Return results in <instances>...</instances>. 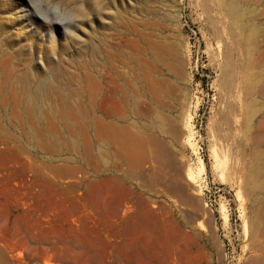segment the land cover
<instances>
[{
  "label": "rangeland",
  "instance_id": "1",
  "mask_svg": "<svg viewBox=\"0 0 264 264\" xmlns=\"http://www.w3.org/2000/svg\"><path fill=\"white\" fill-rule=\"evenodd\" d=\"M227 1L0 0V264H264V0Z\"/></svg>",
  "mask_w": 264,
  "mask_h": 264
},
{
  "label": "crops",
  "instance_id": "2",
  "mask_svg": "<svg viewBox=\"0 0 264 264\" xmlns=\"http://www.w3.org/2000/svg\"><path fill=\"white\" fill-rule=\"evenodd\" d=\"M116 181L121 185V187L124 189L123 195L117 199V210L118 213L119 211L127 204L130 202L131 199V185L126 182L124 176L116 174Z\"/></svg>",
  "mask_w": 264,
  "mask_h": 264
},
{
  "label": "bare ground",
  "instance_id": "3",
  "mask_svg": "<svg viewBox=\"0 0 264 264\" xmlns=\"http://www.w3.org/2000/svg\"><path fill=\"white\" fill-rule=\"evenodd\" d=\"M244 2V1H243ZM242 2V3H243ZM245 3V2H244ZM226 6L228 8V11L231 15L236 16L240 20H242L245 16V11L239 6V0H228L226 2ZM246 17V16H245ZM107 56V55H106ZM120 59V58H119ZM123 60V59H122ZM99 63V62H98ZM110 67V66H109ZM105 70V69H102ZM118 70V69H117ZM101 73V72H100ZM109 76V75H108ZM110 77V76H109ZM112 77V76H111ZM9 79V78H8ZM88 79V78H87ZM86 79V80H87ZM98 80V79H97ZM107 80V79H106ZM110 80V79H109ZM113 80V79H112ZM4 83V82H3ZM12 83V82H11ZM98 84V83H97ZM113 84V82H112ZM111 84V85H112ZM110 85V86H111ZM69 86V85H68ZM115 86V85H114ZM15 92V91H14ZM98 92V91H97ZM83 93V92H82ZM5 95V94H4ZM58 96V95H57ZM95 96V95H94ZM54 97V96H53ZM75 98V97H74ZM6 99V98H5ZM45 99V98H44ZM81 99V98H80ZM89 99V98H88ZM79 100V99H78ZM27 101V100H26ZM91 102V101H90ZM26 103V102H25ZM47 104V103H46ZM32 117V116H31ZM261 121V120H260ZM261 123V122H260ZM263 134V133H262ZM264 138V137H263ZM253 140V139H252ZM262 140V139H261ZM253 143V142H252ZM260 143V142H259Z\"/></svg>",
  "mask_w": 264,
  "mask_h": 264
}]
</instances>
